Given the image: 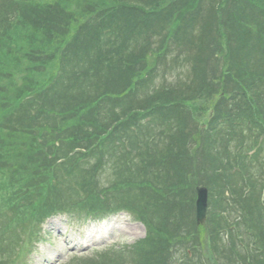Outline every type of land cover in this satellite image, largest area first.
Listing matches in <instances>:
<instances>
[{"label":"trees","instance_id":"16d2710c","mask_svg":"<svg viewBox=\"0 0 264 264\" xmlns=\"http://www.w3.org/2000/svg\"><path fill=\"white\" fill-rule=\"evenodd\" d=\"M170 38L187 72L159 84ZM260 137L264 0H0V264L53 213L122 209L143 239L66 264H264Z\"/></svg>","mask_w":264,"mask_h":264},{"label":"rangeland","instance_id":"374dc122","mask_svg":"<svg viewBox=\"0 0 264 264\" xmlns=\"http://www.w3.org/2000/svg\"><path fill=\"white\" fill-rule=\"evenodd\" d=\"M169 42H166L168 48ZM152 45L155 49L161 47L159 37L155 39ZM173 53L176 52L173 51ZM170 56L161 58L163 64L167 65V71L165 78L162 76L158 77L157 82L159 84L163 81L175 84V81L182 76L180 72H187L186 67L178 71L176 57L173 54ZM183 64L188 63L184 62ZM203 119L205 117H199V123ZM44 230L46 231L47 241L39 244V247L33 253V264H64L69 260L68 258L72 253L86 252V254H91L95 250H100L113 244H130L144 235L143 225L135 221L131 215L125 213L112 215L99 222L89 223L85 226L72 225L64 217H55L46 221ZM66 239L69 241V245L64 243ZM72 248L73 250H70Z\"/></svg>","mask_w":264,"mask_h":264},{"label":"water","instance_id":"95a60500","mask_svg":"<svg viewBox=\"0 0 264 264\" xmlns=\"http://www.w3.org/2000/svg\"><path fill=\"white\" fill-rule=\"evenodd\" d=\"M206 210V190L204 188L198 190V199L196 202V218L200 222L205 216Z\"/></svg>","mask_w":264,"mask_h":264}]
</instances>
